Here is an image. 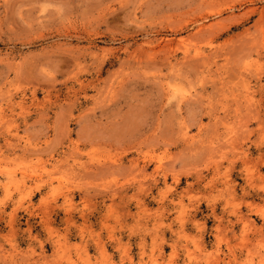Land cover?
<instances>
[{
    "label": "rangeland",
    "instance_id": "rangeland-1",
    "mask_svg": "<svg viewBox=\"0 0 264 264\" xmlns=\"http://www.w3.org/2000/svg\"><path fill=\"white\" fill-rule=\"evenodd\" d=\"M0 264H264V0H0Z\"/></svg>",
    "mask_w": 264,
    "mask_h": 264
}]
</instances>
